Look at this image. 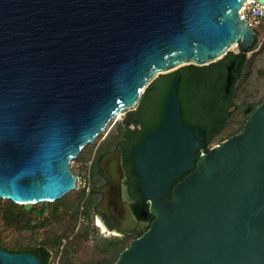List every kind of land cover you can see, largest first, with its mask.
I'll list each match as a JSON object with an SVG mask.
<instances>
[{
	"label": "water",
	"instance_id": "obj_1",
	"mask_svg": "<svg viewBox=\"0 0 264 264\" xmlns=\"http://www.w3.org/2000/svg\"><path fill=\"white\" fill-rule=\"evenodd\" d=\"M244 1L0 0V198L25 210L56 201L76 186L71 159L159 75L213 63L234 45L246 52L256 32L241 18ZM178 86L177 77L159 124L131 152L153 219L141 231L129 228L138 221L121 226L139 235L112 264H264V100L204 151ZM99 168L100 205L120 203L121 149ZM0 264L40 261L0 247Z\"/></svg>",
	"mask_w": 264,
	"mask_h": 264
},
{
	"label": "rangeland",
	"instance_id": "obj_2",
	"mask_svg": "<svg viewBox=\"0 0 264 264\" xmlns=\"http://www.w3.org/2000/svg\"><path fill=\"white\" fill-rule=\"evenodd\" d=\"M256 41L253 49L247 53L248 60L242 76L235 84L233 105L228 108L225 126L210 142L209 148L237 133L246 120L248 105L264 100L262 26L256 34ZM231 52L238 53L239 47L232 46ZM125 117L126 112L116 115L93 142L85 145L78 156L71 159L69 167L76 176V186L61 198L54 202L35 203L30 210L0 198L1 246L17 249L45 245L51 253L50 264H111L115 260L116 254L111 252L112 241L123 238L126 246L135 236H124L109 228L103 231L96 226V214L87 204L89 198L86 189L90 187L92 171H96V167H90L96 147H102L106 141L111 147L121 140ZM104 246L108 248L102 249Z\"/></svg>",
	"mask_w": 264,
	"mask_h": 264
},
{
	"label": "trees",
	"instance_id": "obj_3",
	"mask_svg": "<svg viewBox=\"0 0 264 264\" xmlns=\"http://www.w3.org/2000/svg\"><path fill=\"white\" fill-rule=\"evenodd\" d=\"M256 42L255 40L254 44L246 52L239 48L238 53L230 51L213 63L203 66L189 64L170 73L159 75L142 93L139 104L136 106L137 108L126 112L122 138L118 144L123 149L124 162L128 166L129 172V191L134 195L136 211L141 219L151 221L153 216L148 212V204L144 202L138 189L137 177L132 168L131 152L145 133L154 129L162 119L166 97L172 82L177 77L179 78L177 94L182 118L186 124L193 128L195 133H197L199 128L204 130L206 143L204 151H208L210 142L225 126L226 119L229 116L228 108L233 105L235 84L242 76L248 60L247 53L253 49ZM231 62L234 63L231 68L232 83L229 92H226L224 87L226 84L227 66ZM255 105L257 104L248 105L247 111ZM108 145L109 143L106 141L102 149L109 147ZM169 197L170 193L168 194ZM10 203L13 202L10 201ZM20 206L24 209L22 205ZM141 209L146 212V216L141 215L139 212ZM10 214H12V211ZM126 246L123 238H115L112 241L111 252L112 254L115 253L117 258L120 251ZM0 247L12 253H32L39 259L40 264H50L51 253L45 245L17 249H10L1 245ZM107 248V246L102 247L104 250Z\"/></svg>",
	"mask_w": 264,
	"mask_h": 264
},
{
	"label": "flooded vegetation",
	"instance_id": "obj_4",
	"mask_svg": "<svg viewBox=\"0 0 264 264\" xmlns=\"http://www.w3.org/2000/svg\"><path fill=\"white\" fill-rule=\"evenodd\" d=\"M119 142V141H118ZM118 142L114 143L113 146L102 149V147H96L94 151L93 159L90 160V167H96V171H92L91 179H90V187L86 189V195L88 196L87 204L93 209L96 214L95 217V225L97 226L98 221L103 222L102 224L111 230H117L124 236L134 235L135 237L139 234L136 232L127 234L123 233L121 226H129L135 221L141 222V224H134L130 229H137L139 231L143 230L150 221L147 219H141L136 211V200L134 195H132L129 191V172L128 166L124 162L123 157V149L118 144ZM121 149L122 155V164L124 171V187L122 190V195L120 198V203L112 202L110 205H100L103 195L101 192L93 191V188L100 187L107 182V177L104 175L103 171L99 168V159L104 154L109 151H115L116 149ZM96 159L94 160V157ZM99 156V157H98ZM98 158V159H97ZM133 168V166H132ZM141 213V210H139ZM142 215V214H141ZM143 216V215H142ZM114 231H112V234Z\"/></svg>",
	"mask_w": 264,
	"mask_h": 264
},
{
	"label": "built area",
	"instance_id": "obj_5",
	"mask_svg": "<svg viewBox=\"0 0 264 264\" xmlns=\"http://www.w3.org/2000/svg\"><path fill=\"white\" fill-rule=\"evenodd\" d=\"M240 15L249 22L256 33L260 31L261 26L264 29V1L245 0Z\"/></svg>",
	"mask_w": 264,
	"mask_h": 264
},
{
	"label": "bare ground",
	"instance_id": "obj_6",
	"mask_svg": "<svg viewBox=\"0 0 264 264\" xmlns=\"http://www.w3.org/2000/svg\"><path fill=\"white\" fill-rule=\"evenodd\" d=\"M102 223L98 221L97 226L100 227L103 231H107V228Z\"/></svg>",
	"mask_w": 264,
	"mask_h": 264
}]
</instances>
